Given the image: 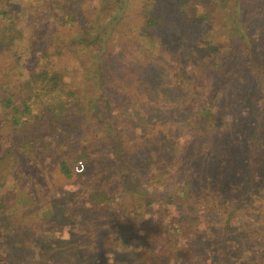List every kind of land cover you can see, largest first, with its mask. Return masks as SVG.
Segmentation results:
<instances>
[{"label":"trees","instance_id":"16d2710c","mask_svg":"<svg viewBox=\"0 0 264 264\" xmlns=\"http://www.w3.org/2000/svg\"><path fill=\"white\" fill-rule=\"evenodd\" d=\"M1 60L4 128L87 210L68 264H264V0H0Z\"/></svg>","mask_w":264,"mask_h":264},{"label":"rangeland","instance_id":"374dc122","mask_svg":"<svg viewBox=\"0 0 264 264\" xmlns=\"http://www.w3.org/2000/svg\"><path fill=\"white\" fill-rule=\"evenodd\" d=\"M2 65L1 60L0 74L4 70ZM68 67L74 83L84 82L82 65ZM1 114L0 259L7 260L8 264H68L69 258L75 260L77 256L73 249L78 239L72 236L58 244L50 233L61 230L64 225L71 226L73 234L77 233L82 219L76 216L87 210L77 204L79 199L75 194L67 199L55 196V192L62 191L67 183L57 175L55 164L58 156L50 153L46 159L32 148L26 151L20 148L19 144L28 136H20L16 130L4 128L6 117ZM73 141L77 143L75 138ZM23 153L25 156L21 157ZM79 195L82 196L83 192ZM73 205L77 207L71 210L69 207ZM57 215L62 217L59 227V222H54Z\"/></svg>","mask_w":264,"mask_h":264},{"label":"built area","instance_id":"2783aa9c","mask_svg":"<svg viewBox=\"0 0 264 264\" xmlns=\"http://www.w3.org/2000/svg\"><path fill=\"white\" fill-rule=\"evenodd\" d=\"M83 169V164L82 162H78L77 166H76V171L77 172H81Z\"/></svg>","mask_w":264,"mask_h":264}]
</instances>
